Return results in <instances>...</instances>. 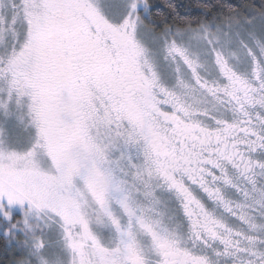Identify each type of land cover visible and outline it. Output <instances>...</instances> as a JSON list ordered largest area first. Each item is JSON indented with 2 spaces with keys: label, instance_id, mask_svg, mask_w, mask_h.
<instances>
[{
  "label": "snow or ice",
  "instance_id": "obj_1",
  "mask_svg": "<svg viewBox=\"0 0 264 264\" xmlns=\"http://www.w3.org/2000/svg\"><path fill=\"white\" fill-rule=\"evenodd\" d=\"M0 0V264H264V0Z\"/></svg>",
  "mask_w": 264,
  "mask_h": 264
},
{
  "label": "trees",
  "instance_id": "obj_2",
  "mask_svg": "<svg viewBox=\"0 0 264 264\" xmlns=\"http://www.w3.org/2000/svg\"><path fill=\"white\" fill-rule=\"evenodd\" d=\"M179 2L184 5H190L191 7L188 10L195 13L197 12V5L200 3V0H179ZM211 2H215V0H211ZM253 2L260 3L261 0H225V3L231 4L235 7H243L245 4ZM0 245H2V241H0Z\"/></svg>",
  "mask_w": 264,
  "mask_h": 264
}]
</instances>
